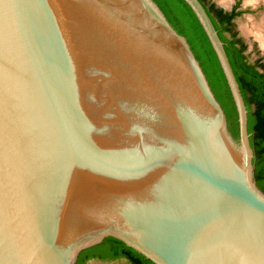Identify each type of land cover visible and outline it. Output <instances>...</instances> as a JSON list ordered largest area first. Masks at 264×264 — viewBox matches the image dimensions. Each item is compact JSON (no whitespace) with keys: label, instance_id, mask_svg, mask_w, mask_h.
Returning <instances> with one entry per match:
<instances>
[{"label":"water","instance_id":"obj_1","mask_svg":"<svg viewBox=\"0 0 264 264\" xmlns=\"http://www.w3.org/2000/svg\"><path fill=\"white\" fill-rule=\"evenodd\" d=\"M225 112L155 0H0V264L107 237L154 264H264L247 108L200 0Z\"/></svg>","mask_w":264,"mask_h":264},{"label":"trees","instance_id":"obj_2","mask_svg":"<svg viewBox=\"0 0 264 264\" xmlns=\"http://www.w3.org/2000/svg\"><path fill=\"white\" fill-rule=\"evenodd\" d=\"M155 2L172 27L186 38L206 75L216 99L225 112L229 131L232 136L237 138V116L228 86L211 45L192 10L184 0H155ZM218 9L219 12L231 17L241 14V12L234 9L230 13L224 12L221 8ZM207 13L220 39L224 42L226 54L239 81L241 92L250 103L251 118L247 128L248 132L251 133L250 145L255 155L253 160L254 179L257 186L264 192V74L258 72L255 65L242 62L241 59L237 58L238 54L232 42L228 40L225 32L219 28L217 21L213 19L210 12L207 11ZM108 246L112 247L111 251L106 248ZM91 257L105 262L123 259L128 264H154L113 237H107L102 242L83 250L79 254L76 264H84V261Z\"/></svg>","mask_w":264,"mask_h":264},{"label":"clouds","instance_id":"obj_3","mask_svg":"<svg viewBox=\"0 0 264 264\" xmlns=\"http://www.w3.org/2000/svg\"><path fill=\"white\" fill-rule=\"evenodd\" d=\"M216 6L224 12L230 13L237 0H215ZM264 6V0H240L237 11L242 15L234 19L239 38L247 45L244 55L258 50L264 55V15L259 18L254 15L258 9Z\"/></svg>","mask_w":264,"mask_h":264},{"label":"flooded vegetation","instance_id":"obj_4","mask_svg":"<svg viewBox=\"0 0 264 264\" xmlns=\"http://www.w3.org/2000/svg\"><path fill=\"white\" fill-rule=\"evenodd\" d=\"M200 1L203 4V6L207 9V11L210 12V14L212 15L213 19L217 21L219 28L223 32H225V35L228 38V40L232 42L233 47L235 48V51L238 54L237 55V58L238 59H241L242 62L244 61L245 63L255 65V69L258 72L264 74V58H262V57H256V58L250 59L249 54L247 56L244 55L245 50L247 48V45H246V43L244 42L243 39L239 38L236 25L233 22L234 19L237 18L239 15L238 16H234V17H231L230 15H227V14H225L223 12H219V9H218L219 7L216 6V3H215L214 0H200ZM235 6L236 7H234L233 9L235 11H237V9L239 8V4H237ZM243 66H245V65H243ZM233 72H234V70H233ZM234 75H235L236 80H237V76H236L235 73H234ZM263 79H264V77H263ZM237 82H238V85H239V81L238 80H237ZM239 88H241L240 85H239ZM240 91H241V89H240ZM241 94L243 96V93L242 92H241ZM243 99H244V103L246 105V108L248 110V112H247V119H248L247 125H248L249 124V121H250V118H251L250 111H249L250 110V103L247 100V97L245 98L243 96ZM106 248L109 249L110 251L112 249L111 246H108ZM121 260H123V259H121ZM91 262H101V263H103L105 261H101L99 259H96V258H92L91 257V258H87L84 261V264H89Z\"/></svg>","mask_w":264,"mask_h":264},{"label":"rangeland","instance_id":"obj_5","mask_svg":"<svg viewBox=\"0 0 264 264\" xmlns=\"http://www.w3.org/2000/svg\"><path fill=\"white\" fill-rule=\"evenodd\" d=\"M239 2H240V0H237L238 4H239ZM241 15H242V13L239 16H241ZM254 15H256L258 18L261 15H264V6H262L260 9H258L256 11V13H254ZM249 57H250V59H253V58H256V57L264 58V55H261L258 50H255L254 53H249ZM89 264H128V263H126L124 260H119V261H111V262H103V263H101V262H91Z\"/></svg>","mask_w":264,"mask_h":264}]
</instances>
